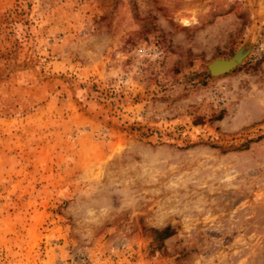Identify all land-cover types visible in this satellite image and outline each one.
I'll return each mask as SVG.
<instances>
[{
    "label": "rangeland",
    "instance_id": "obj_1",
    "mask_svg": "<svg viewBox=\"0 0 264 264\" xmlns=\"http://www.w3.org/2000/svg\"><path fill=\"white\" fill-rule=\"evenodd\" d=\"M0 264H264V0H0Z\"/></svg>",
    "mask_w": 264,
    "mask_h": 264
},
{
    "label": "water",
    "instance_id": "obj_2",
    "mask_svg": "<svg viewBox=\"0 0 264 264\" xmlns=\"http://www.w3.org/2000/svg\"><path fill=\"white\" fill-rule=\"evenodd\" d=\"M232 60L217 59L208 64V70L211 74L225 72L232 65Z\"/></svg>",
    "mask_w": 264,
    "mask_h": 264
},
{
    "label": "trees",
    "instance_id": "obj_3",
    "mask_svg": "<svg viewBox=\"0 0 264 264\" xmlns=\"http://www.w3.org/2000/svg\"><path fill=\"white\" fill-rule=\"evenodd\" d=\"M172 234V230L169 226L161 229V230H155V236L156 238H165Z\"/></svg>",
    "mask_w": 264,
    "mask_h": 264
}]
</instances>
